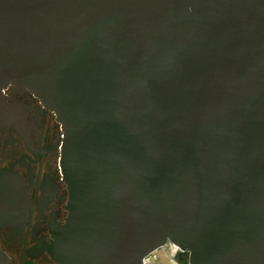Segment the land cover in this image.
Masks as SVG:
<instances>
[{"label": "water", "instance_id": "obj_1", "mask_svg": "<svg viewBox=\"0 0 264 264\" xmlns=\"http://www.w3.org/2000/svg\"><path fill=\"white\" fill-rule=\"evenodd\" d=\"M9 86L64 132L55 264H264V0H0Z\"/></svg>", "mask_w": 264, "mask_h": 264}, {"label": "flooded vegetation", "instance_id": "obj_2", "mask_svg": "<svg viewBox=\"0 0 264 264\" xmlns=\"http://www.w3.org/2000/svg\"><path fill=\"white\" fill-rule=\"evenodd\" d=\"M5 96L10 120L0 124V248L8 264H55L48 248L68 217L64 132L31 92L9 86ZM177 256L182 264L189 255Z\"/></svg>", "mask_w": 264, "mask_h": 264}, {"label": "rangeland", "instance_id": "obj_3", "mask_svg": "<svg viewBox=\"0 0 264 264\" xmlns=\"http://www.w3.org/2000/svg\"><path fill=\"white\" fill-rule=\"evenodd\" d=\"M165 252V249H161L150 255V257L147 258L148 264H171V260L168 259Z\"/></svg>", "mask_w": 264, "mask_h": 264}, {"label": "built area", "instance_id": "obj_4", "mask_svg": "<svg viewBox=\"0 0 264 264\" xmlns=\"http://www.w3.org/2000/svg\"><path fill=\"white\" fill-rule=\"evenodd\" d=\"M164 249L166 250L165 252L166 256L168 257V259L171 260L170 261L171 264H180L179 261L177 260V254L178 252H180V250L177 247L170 245L169 247L166 246ZM144 264H148L147 258L144 259Z\"/></svg>", "mask_w": 264, "mask_h": 264}, {"label": "trees", "instance_id": "obj_5", "mask_svg": "<svg viewBox=\"0 0 264 264\" xmlns=\"http://www.w3.org/2000/svg\"><path fill=\"white\" fill-rule=\"evenodd\" d=\"M177 260H178V261H180V259H179V257H178V256H177ZM182 262H183V261H182ZM183 263H184V264H188V258H187V259H185V262H183ZM183 263H182V264H183Z\"/></svg>", "mask_w": 264, "mask_h": 264}, {"label": "bare ground", "instance_id": "obj_6", "mask_svg": "<svg viewBox=\"0 0 264 264\" xmlns=\"http://www.w3.org/2000/svg\"><path fill=\"white\" fill-rule=\"evenodd\" d=\"M163 258V257H162Z\"/></svg>", "mask_w": 264, "mask_h": 264}]
</instances>
